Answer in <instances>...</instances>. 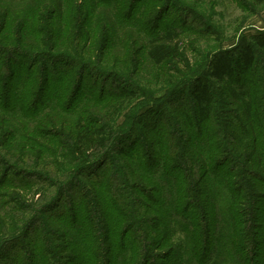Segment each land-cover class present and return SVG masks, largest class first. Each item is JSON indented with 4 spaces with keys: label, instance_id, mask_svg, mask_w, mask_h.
Instances as JSON below:
<instances>
[{
    "label": "trees",
    "instance_id": "16d2710c",
    "mask_svg": "<svg viewBox=\"0 0 264 264\" xmlns=\"http://www.w3.org/2000/svg\"><path fill=\"white\" fill-rule=\"evenodd\" d=\"M27 1L0 0V35L9 25L8 36H16L19 26L17 42L32 52L43 44L23 39L37 24L61 22L64 4L33 0L19 9ZM100 1L121 20L120 9L132 5L123 18V57L132 54L136 63L143 51L155 66L180 59L181 35L191 29L186 21L161 25L163 8L151 28L141 27L131 20L142 0ZM53 37L62 54L47 56L37 71L38 55L10 51L11 39L0 41V51L10 54L0 59L7 78L1 99L13 102L16 78L30 89L39 80L36 111L52 92L53 108L35 118L67 162L56 179L59 191L38 216L26 222L16 210L11 236H0V264H264V31L241 35L159 98L115 73L107 85L98 66L76 59L81 51L68 28ZM60 105L76 113L61 117L54 112ZM35 177L16 171L20 188ZM65 191L70 196L58 208Z\"/></svg>",
    "mask_w": 264,
    "mask_h": 264
},
{
    "label": "rangeland",
    "instance_id": "374dc122",
    "mask_svg": "<svg viewBox=\"0 0 264 264\" xmlns=\"http://www.w3.org/2000/svg\"><path fill=\"white\" fill-rule=\"evenodd\" d=\"M26 4L33 6V0L27 1L19 9ZM63 4L64 16L61 22L50 21L47 27L44 26L47 24L45 22L37 24L35 32L23 39L25 41L27 38L29 45L43 44L39 45L40 48H35L38 49L37 51H32L39 56L36 61H40L34 66L35 70H39L42 63L45 64L47 60L45 58L50 54L53 56L62 54L53 49V34L54 30L57 35L60 31L67 32L68 28L71 33L70 42L72 45L76 44L81 51L76 59L81 57L79 61H83L84 64L89 65L91 61L98 66L100 73L105 75L104 81L106 80L107 85L112 82L108 76L115 73L121 75L129 87L140 89L154 98H159L162 92L171 90L173 85L184 77L199 74L214 53L231 49L241 35L249 36L264 31V2L256 4L254 0H142L135 6L132 24L144 23L146 28H151L155 23V15L157 16L159 11L165 8L161 25L175 19L184 20L188 24L187 27H191L181 35L180 59L155 66L143 51L137 55L136 63L132 54L127 58L123 57L120 47L121 33L126 28L123 18L128 14V8L132 6L130 3L120 9L122 20L118 19L119 14L110 3H103L100 0H63ZM189 14L191 17H188ZM69 16L71 22H68ZM140 26L142 27V24ZM132 29L140 36L135 28ZM10 31L12 30L8 25L0 35V41L8 42L7 40L11 39L12 44L9 45L13 47L10 51L32 53L28 47L17 42L20 34L19 26L16 25V36L15 34L8 36ZM15 39L16 45H14ZM41 39L43 41H39ZM4 46L7 48V45ZM120 49L121 54L118 53ZM7 55L0 51V59L9 58L10 54ZM19 60L21 58L16 55V61ZM86 73L88 74L87 70ZM19 80L16 78L13 81V96L11 95L15 98L13 102L3 101L1 97L7 78L6 73L0 70V236L5 237L11 236L8 234L10 227L16 226L17 209L26 222L39 215L40 206L52 199L59 191L57 184L61 181L56 179L66 172L64 166L67 164L63 147L52 142L49 137L50 132L45 131L47 127L39 126L42 120L35 118L38 113L53 108L49 98L52 92H47L46 98L42 100L43 104L36 111L33 102L40 95L39 80L32 89L30 85L24 87ZM84 93L85 89H82L73 108L77 104L80 105ZM21 104L25 111H21ZM54 112L61 117L76 113H70L71 111L62 106ZM66 142L65 140L64 144ZM40 145H44L48 151L46 152ZM137 148V145L132 147L131 152H136ZM16 171H25L36 177L31 179L29 185L20 188L19 179L16 181ZM6 175H8L7 179ZM87 175L84 172L83 176L76 178V182L83 183V178ZM3 176L5 183L2 180ZM65 194L58 203V208L65 205L70 191H65ZM261 230L264 232V225ZM174 240L177 241L179 238L176 237Z\"/></svg>",
    "mask_w": 264,
    "mask_h": 264
}]
</instances>
